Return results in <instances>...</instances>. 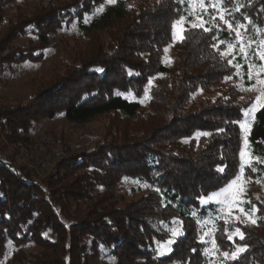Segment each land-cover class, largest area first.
Instances as JSON below:
<instances>
[{
  "label": "trees",
  "instance_id": "16d2710c",
  "mask_svg": "<svg viewBox=\"0 0 264 264\" xmlns=\"http://www.w3.org/2000/svg\"><path fill=\"white\" fill-rule=\"evenodd\" d=\"M9 1L0 0V42L32 34L41 50L54 30L72 22L89 41L78 69H66L26 106L2 113L10 132L24 133L33 121L56 113L76 123L109 115L120 128L115 129L117 136L108 134V141H96L88 152L58 159L55 173L41 181L4 160L0 142V264H89L98 258L112 264H264V207L254 226L241 228L245 239L234 238L235 244L247 245V251L229 260L222 253L234 250V242L225 235L234 230L233 224L224 222L215 203L200 202L235 175L241 146L240 127L234 123L241 111L233 88L214 99L191 97L196 90L220 84L231 71L213 45L227 46L235 40L217 19L219 27L213 26L211 8L207 13L196 9L211 31L187 29L171 63H165L160 49L171 40L172 22L177 16L193 19L187 3L154 0L133 7L117 0L84 23L85 14L93 13L102 0L48 1L26 17L5 20ZM225 17L245 22L253 37L255 29L264 28V0H231ZM110 29L111 45L105 50L95 31ZM6 48L0 46V58L9 53ZM29 49L15 51L11 60L40 56ZM236 60L245 77L241 55ZM254 117L245 150L257 169L251 172L253 178L264 184V163L257 162L264 160V108ZM197 133L209 135L192 138ZM82 167L90 169L78 173ZM123 177L146 184L149 192L117 206L113 188ZM96 184L102 191L93 187ZM71 202L76 209L71 210ZM175 219L182 233L171 251L161 255L157 241L168 238L165 227ZM206 231L218 233V250L210 251L200 240ZM9 241L14 247L11 263L4 260ZM24 244L38 250L25 253Z\"/></svg>",
  "mask_w": 264,
  "mask_h": 264
},
{
  "label": "rangeland",
  "instance_id": "374dc122",
  "mask_svg": "<svg viewBox=\"0 0 264 264\" xmlns=\"http://www.w3.org/2000/svg\"><path fill=\"white\" fill-rule=\"evenodd\" d=\"M48 1H52L54 3L67 2V0H10L4 8V19L10 20L11 18L13 19L16 15L26 17L28 13L32 12L38 7L47 4ZM126 1L133 7H136L145 2L152 3L154 0ZM102 3L104 4V8L109 5L105 3L104 0H102ZM97 8L98 7L93 10V13L85 14L84 19L87 16L90 21L94 17V15H97L99 13L95 11ZM210 16H216L217 23L220 26L227 28V25H225L223 21L219 20V13L214 11L212 8L210 11ZM178 19L179 17L177 16L172 24ZM225 19L230 21L233 24L234 28L238 24H245V22H240L239 20L237 21V23H233L226 17ZM1 25L2 24H0V28ZM184 27L186 29H193L187 23L184 24ZM237 30L242 33L243 42L245 45H247L250 40L253 41L251 48L247 49V60L243 58V55L239 51L240 44L236 40V31L231 30L230 33L232 35V38L235 40L233 42L234 48L229 49L228 45L221 46L217 43L215 45H217L218 47L215 48L217 49L219 56H221V58L225 61L228 69L231 70L229 72V75L232 77V79L225 80L224 77L220 84L214 83L208 88L206 87L204 91L196 90L191 97L193 99H214L216 96L220 95L223 92L227 93L229 91L228 88L231 87L236 91V93H234L233 95L234 103L240 107V120H242L244 119L242 109L250 107L251 104L255 101V97L259 95L258 91H246L245 89L249 88L250 85L255 84V76L252 80H249L247 76L249 63L257 66V68L253 69L254 74L258 70L259 65L262 63L254 55H252V53L257 48V42L260 40H264V28L259 29V31L255 29L253 37L250 36L249 32L245 28H240ZM95 32L101 38V41L104 42L103 45H105V50L108 49L109 45H111L109 36V32H111V29L108 31L96 30ZM172 32L173 29H171V40L162 44L160 49V58L165 63H171L175 55L176 43L180 41L178 38L175 41L172 39ZM49 37V45L41 48V50H38V45L34 42V37L32 34H26L23 36L21 35L17 39L11 41L5 38V42H0L1 47H9V49L6 48L5 50L7 52L9 51V53H3L4 56L0 58V142L2 144V158L9 162V164L12 165L15 169L21 168L25 173H29L32 178H35L39 181H41L49 173H55V170H53V166L61 157L66 158L72 154L84 152L86 153L88 152L87 150L93 147L96 141H108L110 138L108 134L116 135L115 129L120 128L119 124L112 120L113 117L109 115L97 116L85 123H76L66 120L61 113H56L53 117H48L47 115L41 116L39 120L33 121L30 124L28 130L24 133L22 131H18L14 135L10 132V129L7 128L5 118L2 113L12 107L26 106L27 103H29L31 97H34L38 93H41L40 90L43 87H46V83H48L52 78L56 76H62L65 70L70 67L77 68L78 60L83 58L85 46L89 42L88 35H86L74 22L63 25L62 27L54 30L53 33L49 35ZM25 47L30 48L29 52H35V54L39 52L40 56L34 59H25L20 57L17 62L11 60V57L15 51L22 50ZM165 48L168 49L167 52L164 51ZM234 49H236V51ZM222 53H224V55H222ZM238 55H241V62L246 66L245 77L242 76V68L240 69L239 74H237L236 68L233 67V65L236 64L235 61H237L236 59ZM229 60H232V65L228 63ZM262 78H264V73H262ZM150 80L152 81L151 78ZM142 111L144 113L147 111L146 103L142 105ZM248 119L251 123L252 117H248ZM240 133V150H245L244 132L242 129H240ZM24 137H28L30 139V142L28 143L23 141ZM194 137L196 140L200 138V136H197L196 134L192 136V138ZM188 140L189 139H184V141ZM249 163L252 166H255V164L247 154L244 157L243 161L240 157V163L235 175L222 187L213 192H218L221 188L226 187L233 179H235L237 175H241L240 186L244 189L241 198L243 200L251 202L243 204V207L247 211L250 209L251 204H255L256 208L260 211L261 207H264V184L255 181L251 173L252 170L248 166ZM242 164L244 165V167L243 173L241 174ZM88 169L90 168L82 167L78 171V173L87 171ZM145 185L146 184H140L135 180L126 177L117 180L115 183V187L113 188V194L118 199L117 206H121L125 203L134 201L144 194L148 193L149 189ZM93 187L96 188L97 191H102V188L99 187L98 184H96L95 186L93 185ZM213 192H210L203 197H207ZM200 202L203 204H207L204 203L201 198ZM208 203H215L220 209H222L224 222L232 223L234 229L236 227H239L240 229L243 227H245L246 229H250L248 227L255 225L251 224L250 222L241 223L239 220L235 219L236 216H240L241 220L245 219L243 214L239 212L238 207H234L232 215L229 216L227 210L225 209V206L217 203L216 200L209 201ZM70 208L71 210H73L74 208L76 209L74 202H71ZM79 209V211H81L83 207L80 206ZM259 211L254 213L255 219L258 218ZM173 228L177 229V236L182 233L181 223L176 219L172 220L171 223L165 227L168 238L161 243H164L169 239L175 240L177 236L173 237L170 231ZM256 228L259 229V227H253L252 229ZM233 231H225L226 237ZM217 234L215 232L206 231L202 235H200L199 238L200 240H202L201 238L203 237V240L207 242L208 246L210 245L209 247L211 251L214 250L212 242L213 240L217 241ZM157 246L159 252H161L162 249L159 245ZM231 246L233 247L232 243ZM22 248L24 249L25 253L38 250L37 247L30 244H24ZM13 250L14 247L9 241V245L4 254V260H9L10 263L12 262ZM166 252L168 251H165L164 253ZM89 264H112V261H103L102 259L98 258L91 260Z\"/></svg>",
  "mask_w": 264,
  "mask_h": 264
},
{
  "label": "snow or ice",
  "instance_id": "6c2138e0",
  "mask_svg": "<svg viewBox=\"0 0 264 264\" xmlns=\"http://www.w3.org/2000/svg\"><path fill=\"white\" fill-rule=\"evenodd\" d=\"M104 2L109 4V5H115L117 3V0H104ZM179 2L188 4L189 15H191L193 17V19L188 20L187 17L180 16L179 19L176 20L172 24V29H173L172 39L174 41L177 40V38L181 42L184 40L185 37H184L183 33L185 31H187V29L184 27L185 23L189 24L190 27L193 29L201 28L205 32H210L211 29L208 27H205V25L208 23V21H205L203 18V15L197 14V12H196V8H199L201 10V12L207 13L208 8L210 7L214 11L219 13V20L223 21V23L225 25H227V28L229 30L236 31V40L240 44L239 51L243 55V58L245 60H247V57H248L247 49L251 48L253 41L250 40L248 42V44L245 45L243 42L242 33L239 30H237L240 28H244L245 26L243 24H238L234 28L233 24L230 21L225 19V13L227 12V4L231 3V0H179ZM235 10L239 11V7H237ZM95 11L96 12H103L104 11V4L103 3L100 4L99 7ZM216 19H217L216 16L212 17L213 26L218 28L219 25L215 24ZM88 22H89V18L86 16L84 19V23H88ZM257 31H259V29H257ZM221 43H224V41H221ZM213 47H218V46L213 45ZM228 48L232 49V48H234V45L229 43ZM164 51L167 52L168 49L165 48ZM222 55H224V53H222ZM252 55H254L262 63L259 65L258 70L255 72V74L253 73V69L257 68V66L252 64V63H249V65H248L249 70H248L247 76H248L249 80H252L253 77L255 76V84L250 85L249 88H247L245 90L246 91H258L259 95H257L255 97V101L251 104L250 107L242 109L244 119L239 120V121H234V123L239 124L240 129H242L244 132L245 148L249 147L248 134H249L250 127H251V123H250L248 117H252V119H254L255 118L254 113L256 112V110L258 108H264V78H262V73H264V40H260L257 42V48L252 53ZM228 63L230 65H232V60H229ZM233 67L236 68L237 74H239V71H240L242 66L239 63H236L235 65H233ZM98 71H103V69H98ZM129 74L131 75L132 73L129 72ZM230 79H232V77L230 75L225 77V80H230ZM151 82L152 81L149 80V84H151ZM257 86H259V87H257ZM145 98H148V89L147 88L145 89ZM241 99H243V98H241ZM221 131H223V130H221ZM196 135L197 136H200V135L206 136L209 134L208 133H197ZM246 154L247 153L245 152L244 149L240 150V157H241L242 161L244 160V157L246 156ZM257 162L264 163V160L257 158ZM248 166L252 168L253 172L257 171V169L255 167H253L250 163ZM243 167H244V165L242 164L241 165V174L243 173ZM217 170L220 172H223L224 168L218 167ZM240 182H241V175H237L236 178L233 179L226 187L221 188L218 192L211 193L207 197H201V199L204 203H208L209 201L216 200L217 203H220V204L225 206V209L227 210V213L229 216L232 215L233 208L238 207L239 212L241 214H243L245 219L241 220L240 216H236L235 219L239 220L241 223L250 222L251 224H256L257 220L254 217V213L259 211V209L256 208L255 204H251L250 209L247 211L245 210V208L243 207V204L251 203V202L243 200L241 198V195L244 192V189H243V187L240 186ZM145 186H147V185H145ZM156 191L159 192L160 190L156 189ZM170 231H171V234L173 237H176L178 235L177 229L173 228ZM234 237H238L239 240L243 241L245 239V234L239 227H236L231 234L227 235V239L229 241L234 242ZM201 239L203 240V237ZM157 243L160 246V248L162 249L160 254L163 255L165 251H168V252L171 251L170 245L172 243H174V240L169 239L168 241H166L164 243L157 241ZM212 243H213V248L218 250V246L216 244V241L213 240ZM245 251H247V245L235 244V242H234V251H232L231 253L224 251L222 253V256L226 259H229V260H237L240 257V254L245 252Z\"/></svg>",
  "mask_w": 264,
  "mask_h": 264
}]
</instances>
